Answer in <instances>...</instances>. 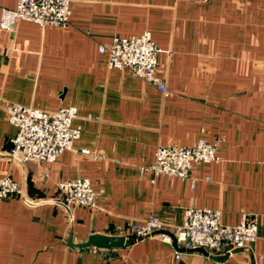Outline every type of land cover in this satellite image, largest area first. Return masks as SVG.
Returning <instances> with one entry per match:
<instances>
[{
	"label": "crops",
	"instance_id": "crops-1",
	"mask_svg": "<svg viewBox=\"0 0 264 264\" xmlns=\"http://www.w3.org/2000/svg\"><path fill=\"white\" fill-rule=\"evenodd\" d=\"M16 0H0L13 8ZM65 26L20 20L0 27V176L22 195L0 199V264H264V0H71ZM149 32L165 92L98 50L115 36ZM53 111L74 106L80 136L52 162L9 156L16 128L7 102ZM218 141V162H193L187 178L142 172L158 146ZM82 149H87L85 153ZM87 178L95 208L57 204L56 184ZM218 209L258 238L206 253L156 236L87 249L90 234L120 235L153 214L179 226L187 207Z\"/></svg>",
	"mask_w": 264,
	"mask_h": 264
},
{
	"label": "built area",
	"instance_id": "built-area-1",
	"mask_svg": "<svg viewBox=\"0 0 264 264\" xmlns=\"http://www.w3.org/2000/svg\"><path fill=\"white\" fill-rule=\"evenodd\" d=\"M71 0H16L13 8H2L0 27L12 30L20 20H29L41 26L63 27L70 15ZM99 52L108 56V68L128 69L134 75L164 93V83L157 75L156 55L159 47L149 32L132 37L115 36L108 45H100ZM7 119L16 128L11 138L9 156L21 162H52L79 138L80 129L72 125L77 117L74 106H61L53 111L42 110L14 102L5 105ZM218 141L199 139L191 146L164 145L155 151L154 162L141 168L142 172L174 175L187 178L193 184L190 166L193 162H218ZM88 153L87 149H82ZM57 204L70 209L75 206L95 208V193L87 178L61 180L56 184ZM22 195V188L10 176H0V199ZM221 212L198 206L187 207L179 226H166L151 214L141 223H131L120 234L135 240L156 236L168 243L175 239L177 247L185 250L202 248L205 251H222L231 254L258 238V220L244 214L236 225L220 221ZM182 254L176 251L175 257Z\"/></svg>",
	"mask_w": 264,
	"mask_h": 264
},
{
	"label": "water",
	"instance_id": "water-1",
	"mask_svg": "<svg viewBox=\"0 0 264 264\" xmlns=\"http://www.w3.org/2000/svg\"><path fill=\"white\" fill-rule=\"evenodd\" d=\"M136 240L134 238L126 239L121 235H105V234H90L88 235L87 239L80 243H72L71 238L68 241V244L73 247H78L81 249H87L90 246H95L98 248H120L123 247L126 244H132ZM172 245L176 248L178 251H184L183 248H178L175 239L172 237ZM194 251H200L206 253V251L202 248H196Z\"/></svg>",
	"mask_w": 264,
	"mask_h": 264
}]
</instances>
